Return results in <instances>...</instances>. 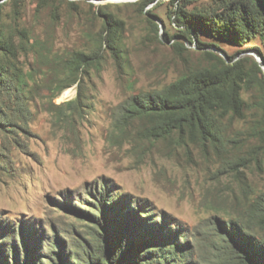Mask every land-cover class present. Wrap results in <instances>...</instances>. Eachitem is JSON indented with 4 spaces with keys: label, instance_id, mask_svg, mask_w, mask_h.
<instances>
[{
    "label": "rangeland",
    "instance_id": "rangeland-1",
    "mask_svg": "<svg viewBox=\"0 0 264 264\" xmlns=\"http://www.w3.org/2000/svg\"><path fill=\"white\" fill-rule=\"evenodd\" d=\"M157 1L142 8L140 0H0V14L9 20L16 11L18 29L39 44L16 64L25 80L22 120L7 140L0 137V244L9 247L5 234L13 226L21 259L34 250L44 264H64L65 256H82L83 247L93 250V239L109 248L111 221L104 202L110 208L122 201L124 235L135 225L131 212L147 218L143 212L149 210L148 217L166 223L164 233L176 235L179 253L189 249L185 264L235 261L229 223L236 227L244 202L264 190V171L227 164L192 146L186 151L146 139L134 127L116 126L115 118L132 96L175 81L185 69L183 58L198 64L203 50L228 59L243 49L235 59L254 58L256 49L264 56V44L254 38L238 46L199 33L200 41L216 46L199 50L179 38L180 29L167 18L172 0ZM192 1L196 6L211 2ZM105 14L121 22L118 59L100 43ZM148 19L156 22L157 32ZM10 32L6 35H20ZM173 41H182L186 52L176 54ZM75 51H99L102 57L79 90L77 83L63 88L68 80L61 58ZM78 94V101L68 105Z\"/></svg>",
    "mask_w": 264,
    "mask_h": 264
},
{
    "label": "trees",
    "instance_id": "trees-1",
    "mask_svg": "<svg viewBox=\"0 0 264 264\" xmlns=\"http://www.w3.org/2000/svg\"><path fill=\"white\" fill-rule=\"evenodd\" d=\"M10 1L16 3L18 0ZM154 2L158 3L157 0H140L142 8ZM173 3L174 0L169 6L173 7ZM192 3V0H179L172 9L168 6L166 16L173 18V24L180 29L179 38L194 43L199 50L216 47L200 41L199 33L238 46L254 38L264 44V0H211L205 6ZM17 14L14 11L9 20L0 14L1 141L8 139V132H12L17 120H22L24 112L20 98L25 80L22 69L16 64L20 56L32 53L39 45L30 43L25 29H18ZM146 14L152 18L156 16L151 10ZM148 21L157 32L156 22ZM120 25V21L105 14L100 43L101 46L105 44L115 59L119 58L120 52ZM10 30L20 35H6ZM164 38L170 41L171 36L164 32ZM171 47L178 55L186 52L182 41H173ZM256 51L264 62V56L258 49ZM237 54L228 56L225 61L221 55L203 50L198 64L183 58L185 69L175 81L160 90L132 96L118 111L115 125L125 129L134 127L139 136L162 140L174 148L189 151L192 146L203 155L227 164L241 163L245 168L264 171V72L252 56L235 59ZM101 61L99 51H75L61 58L64 78L68 80L63 88L77 83L79 90L82 78L91 69H99ZM78 99L79 94L67 104L72 106ZM114 200L105 199L113 203ZM121 202L110 208L104 202L112 223L107 227L109 248L99 239L90 240L93 241V250L83 247L85 253L82 256L73 255V260L65 256L64 264H185V260L191 258L189 249L180 253L176 250L174 246H181L176 235L164 233L166 223L159 225L148 217L149 210L143 212L147 218L131 212L135 225L129 235H124L123 215L120 216L118 210ZM86 215L90 216V213ZM239 215L236 227L229 223L232 239L229 244L235 261L222 264H264V190L245 201ZM97 222L101 224L99 220ZM12 227L5 234L9 247H5L2 241L0 244V264H36L35 261L44 264L43 260L36 258L38 253L34 250L24 259L20 258ZM96 228L93 225L89 230L94 232ZM156 233L160 239L152 236ZM162 239L168 243L162 244ZM145 243L151 244L145 246Z\"/></svg>",
    "mask_w": 264,
    "mask_h": 264
},
{
    "label": "water",
    "instance_id": "water-1",
    "mask_svg": "<svg viewBox=\"0 0 264 264\" xmlns=\"http://www.w3.org/2000/svg\"><path fill=\"white\" fill-rule=\"evenodd\" d=\"M156 21H158V22H160V20H158V18H156V17H153ZM252 54V53H251ZM222 55V57L225 59V61H227V58L223 55V54H221ZM253 55V54H252ZM254 56V59L257 61V63L260 65V67H261V69L263 70V72H264V62H263V60H262V58L261 57H259V56H257V55H253Z\"/></svg>",
    "mask_w": 264,
    "mask_h": 264
},
{
    "label": "bare ground",
    "instance_id": "bare-ground-1",
    "mask_svg": "<svg viewBox=\"0 0 264 264\" xmlns=\"http://www.w3.org/2000/svg\"><path fill=\"white\" fill-rule=\"evenodd\" d=\"M95 2H126V1H136V0H93Z\"/></svg>",
    "mask_w": 264,
    "mask_h": 264
}]
</instances>
